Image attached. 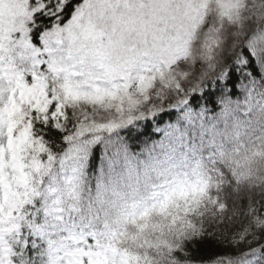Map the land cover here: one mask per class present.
<instances>
[{"label":"snow or ice","instance_id":"snow-or-ice-1","mask_svg":"<svg viewBox=\"0 0 264 264\" xmlns=\"http://www.w3.org/2000/svg\"><path fill=\"white\" fill-rule=\"evenodd\" d=\"M210 3L221 23L205 27ZM250 14L264 0H0V264H153L154 216L183 238L168 264H253L256 249L218 243L264 239V196L245 194L226 151L231 112L193 107L252 71L248 42L229 58L221 39ZM249 54L264 65V41ZM250 79L240 103L264 115V74ZM225 219L232 238L214 239L205 224Z\"/></svg>","mask_w":264,"mask_h":264},{"label":"trees","instance_id":"trees-1","mask_svg":"<svg viewBox=\"0 0 264 264\" xmlns=\"http://www.w3.org/2000/svg\"><path fill=\"white\" fill-rule=\"evenodd\" d=\"M221 20L218 16V11L213 3L209 4L207 23L205 27L211 25H219ZM223 41V51L226 57H231L235 51H241V45L246 41L247 46L243 48L245 57L248 59V69L252 71L245 75L243 69L234 71L231 78V83L216 87L211 85L207 91L213 93L211 97L202 96L198 105L194 108L200 109V114L207 119L210 115L218 117L222 111L228 109L231 112L229 120L230 125H233V133H239L238 139L229 141L230 147L226 151L232 156V160L236 162V171L242 177V184L245 186V194L252 199H260L264 196V184H258L257 181H264V115H256L251 112H246L242 103H240L248 94L252 86L257 83L250 76L255 77L259 74H264V65L257 64L252 60L249 49L255 43L264 41V18L258 15L250 14L244 18V23L241 29L237 31L236 26L224 23L221 32ZM243 59V58H241ZM260 86L264 87V82H260ZM180 110H169L168 115H162V118L157 122L151 121L149 118L144 135L151 139H159L162 135L164 127L169 122H175L179 119ZM238 148V152L234 151ZM98 152V150H97ZM235 185L232 186V190ZM221 201L225 199L229 203V213L232 212L234 197L230 196V190L225 189L218 193ZM215 198V197H214ZM236 208H240V201L236 200ZM229 213H225L227 216ZM219 219V217H217ZM151 223L155 225L154 229H149L145 236L152 243L151 248L142 249L153 259V264H168V248L167 245L182 242L183 238L178 237L177 228H170L168 221L162 220L159 216H154ZM228 226V221L225 219L224 224L217 226L213 223H206L205 227L209 232H214V239H224L225 235L229 239L232 238L231 232L225 233L224 229ZM259 237V234H257ZM220 251H226L230 254H236L238 251H247L250 248L256 249L255 256H249L253 260V264H264V239H253L251 236L247 240L237 243L222 241L218 243ZM103 264V262H101Z\"/></svg>","mask_w":264,"mask_h":264}]
</instances>
